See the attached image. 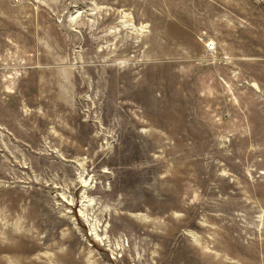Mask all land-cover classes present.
Listing matches in <instances>:
<instances>
[{
	"label": "rangeland",
	"instance_id": "1",
	"mask_svg": "<svg viewBox=\"0 0 264 264\" xmlns=\"http://www.w3.org/2000/svg\"><path fill=\"white\" fill-rule=\"evenodd\" d=\"M0 264H264V0H0Z\"/></svg>",
	"mask_w": 264,
	"mask_h": 264
},
{
	"label": "built area",
	"instance_id": "2",
	"mask_svg": "<svg viewBox=\"0 0 264 264\" xmlns=\"http://www.w3.org/2000/svg\"><path fill=\"white\" fill-rule=\"evenodd\" d=\"M203 44H204V48L206 50V53L209 55L212 54L216 49L215 44L210 42V41H205Z\"/></svg>",
	"mask_w": 264,
	"mask_h": 264
}]
</instances>
